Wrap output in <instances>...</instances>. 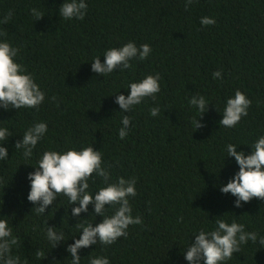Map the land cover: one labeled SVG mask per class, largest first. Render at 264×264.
I'll list each match as a JSON object with an SVG mask.
<instances>
[{
    "label": "trees",
    "instance_id": "trees-1",
    "mask_svg": "<svg viewBox=\"0 0 264 264\" xmlns=\"http://www.w3.org/2000/svg\"><path fill=\"white\" fill-rule=\"evenodd\" d=\"M64 2L0 0V20L12 12L10 21L0 23V33H6L0 41L20 49L16 61L45 93L38 110L0 107V128L12 134L0 141L8 149V158L0 160V219L8 221L19 241L12 255L21 264H71L67 247L82 235L75 225L96 226L103 216L94 214L92 204L73 216L79 204H71L67 196H57L37 215L28 200V174L36 171L45 151L93 146L102 153L110 182L121 176L136 179L137 195L129 202L133 217L141 216L143 224L130 225L128 236L112 245L80 249V264L103 256L110 264H190L184 254L195 234L215 230L218 219L258 233L256 243L242 244L240 252L221 264H264L259 244L264 200L253 198L236 207L237 198L220 190L239 171L235 158L227 156V145L248 155L264 136V0H193L188 10L186 0H85L83 20L60 17ZM32 8L43 12V18L36 20ZM205 16L216 23L202 25ZM130 41L137 47L149 44V57L133 59L131 68L106 76L92 71L96 57L103 62L106 50ZM218 70L222 79L213 77ZM156 74L161 87L156 99L147 97L122 111L116 96L129 95L130 83ZM237 89L252 104L234 128H225L219 121ZM193 96H204L209 104L201 116L204 126L197 130L193 120L201 113L189 103ZM153 107L159 108L157 116L150 114ZM124 115L131 124L120 139ZM38 122H46L48 131L26 159L15 144ZM104 186L93 174L88 191L94 195ZM114 211L106 206L105 215ZM48 226L64 235L55 248L46 236ZM37 250L45 258H37Z\"/></svg>",
    "mask_w": 264,
    "mask_h": 264
},
{
    "label": "clouds",
    "instance_id": "clouds-1",
    "mask_svg": "<svg viewBox=\"0 0 264 264\" xmlns=\"http://www.w3.org/2000/svg\"><path fill=\"white\" fill-rule=\"evenodd\" d=\"M193 0H186L185 10L192 5ZM88 5L85 0H65L60 6L59 15L65 20L73 18L83 20ZM36 20L45 15L37 8L31 9ZM12 18L10 11L4 16L0 23H7ZM216 23L215 18L202 17L201 24L208 26ZM6 35V33H0ZM152 48L145 43L137 47L135 42H128L119 48H110L104 53V61L96 57L92 61V71L106 76L117 68L129 69L132 67L130 61L133 59L146 60ZM20 49L13 47L6 40L0 41V107L4 109L35 108L39 109L45 100V93L36 83L34 77L26 67L16 61ZM213 77L222 79L221 71L213 73ZM160 75H148L139 82L130 83V94L116 96L115 102L124 112L130 111L134 106L139 105L145 98L156 99V94L160 92ZM55 100V97H52ZM189 103L198 108L201 113L198 120H193V125L197 129L204 125L201 123V116L208 110L209 104L204 96H193ZM252 101L245 93L236 90L234 97L227 99L223 110V118L219 124L225 128H234L242 119L248 115V109ZM59 106V105H57ZM207 109V110H206ZM152 116L159 114V108L150 109ZM123 127L119 129L120 139L128 135V128L131 119L124 115L121 121ZM48 131L46 122H38L28 128L23 134V139L15 144L16 149H23L26 159L31 158L33 149ZM7 128H0V141H6L11 137ZM253 151L245 155L243 151H237V146L227 145V156L235 158L239 165V171L224 186L221 187L223 193H231L237 199L236 207H241L243 203L250 202L253 198L264 200V136H260L251 145ZM8 158V149L0 145V160ZM103 157L99 150L93 146L84 147L81 150L69 149L63 153L55 150L45 151L38 161L36 171L28 174L31 183V190L28 200L35 206L37 215L44 214L46 209L52 205L57 196H67L71 204L78 202L79 206L72 209L73 216H80L82 212H87L89 205H94V214L103 216L102 222L93 226L89 223L78 222L75 227L82 229V235L74 243L69 244L67 251L71 253V264H80V249L87 248L95 244L109 246L115 243L120 237H127V229L130 225H141L143 219L137 215L133 217L132 206L129 197L137 195L136 179H125L119 177L115 182H110L111 173L103 167ZM111 167V165L109 166ZM93 174L102 178L106 186L101 187L94 195L89 189V179ZM106 206L115 209L111 216L105 215ZM183 218L181 217V220ZM215 230L207 232L200 230L195 234V240L185 252V259L190 264H221L230 260L234 253L241 251V245L249 240L257 242L258 233L246 232L245 226L235 221L228 223L223 219L216 220ZM47 239L52 242L55 248L61 241H65L63 233H57L54 227L48 226L46 231ZM19 241L13 236L12 229L6 219H0V262L2 264H21L19 256L12 255V248L18 245ZM259 244L264 248V236L259 237ZM37 258H45L44 253L37 250ZM89 264H110L107 256L92 257Z\"/></svg>",
    "mask_w": 264,
    "mask_h": 264
}]
</instances>
